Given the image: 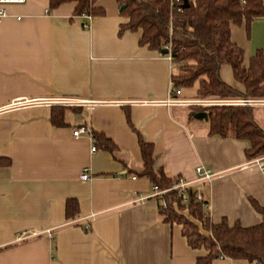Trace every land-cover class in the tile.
<instances>
[{"label": "crops", "instance_id": "obj_1", "mask_svg": "<svg viewBox=\"0 0 264 264\" xmlns=\"http://www.w3.org/2000/svg\"><path fill=\"white\" fill-rule=\"evenodd\" d=\"M74 7L50 10L48 0H25L7 5L0 21V161H8L0 165V264H196L204 257L187 246L179 225L158 215L157 192L137 176L142 160L135 132L152 147L154 169L165 177L192 183L196 167L211 173L208 184L191 185L211 223L258 225L249 199L264 208V173L255 159L246 160L248 142L210 136L189 107L161 104L177 67L172 73L167 55L140 46L139 31L118 34L127 21L115 0L95 1L103 13L87 29ZM230 41L242 51L244 68L255 52L264 56V17L248 28L232 27ZM218 76L243 93L228 66ZM195 85L194 97L178 88L180 97L198 100ZM58 98L96 105L5 108L16 100ZM263 107H251L253 122L256 114L264 120ZM54 108L63 109L61 127L50 123ZM81 126L107 143L93 139L90 153V137L71 135ZM82 171L88 180L78 178ZM70 200L77 215L66 220ZM28 233L36 236L17 240Z\"/></svg>", "mask_w": 264, "mask_h": 264}, {"label": "trees", "instance_id": "obj_2", "mask_svg": "<svg viewBox=\"0 0 264 264\" xmlns=\"http://www.w3.org/2000/svg\"><path fill=\"white\" fill-rule=\"evenodd\" d=\"M96 0H48L50 10L63 3H74L73 16L88 14L92 18L102 15L95 8ZM185 1V7H183ZM243 1L244 3H241ZM120 17L126 24L123 31L140 32L139 45L160 53L167 50L170 62L178 74L170 81L174 89L190 88L197 84L199 99L249 100L264 99V56L259 52L250 57L246 68L242 66V51L230 41V29L264 17L261 0H115ZM228 66L234 81L242 85L238 93L222 83L218 76L221 66ZM192 112L204 111L207 115V134L248 142L244 152L246 160L264 157V131L252 120L251 107L213 106L192 107ZM264 111V107H263ZM63 109L51 110L50 123L61 127ZM126 120L127 114H126ZM231 128V134L227 129ZM137 137L142 160V171L137 176L146 178L153 189L160 192L158 215L166 224L181 227V235L192 250H203L206 255L196 259V264H210L215 259L244 260L249 264H264V208L249 199L252 209L260 215L261 222L252 227L238 223L228 225L225 220L211 223L204 203L196 201L191 187L183 191L171 189L177 177L167 178L161 169H154L152 147ZM95 143L107 141L92 133ZM104 148H109L105 146ZM8 165V161H0ZM264 173V171H263ZM164 203V207H161ZM77 215L76 203L66 201L64 216L71 220Z\"/></svg>", "mask_w": 264, "mask_h": 264}, {"label": "built area", "instance_id": "obj_3", "mask_svg": "<svg viewBox=\"0 0 264 264\" xmlns=\"http://www.w3.org/2000/svg\"><path fill=\"white\" fill-rule=\"evenodd\" d=\"M25 0H0V21L6 17L5 7L7 5H19L24 3ZM241 3H244L241 1ZM81 17L86 20V23L82 25V28L87 29L92 20V17L88 14H82ZM169 59V57L167 56ZM170 60V59H169ZM137 104H147L146 102H141ZM167 107H198V108H207L213 106H264V100L257 99H249V100H219V99H198V100H188L180 97V91L178 89H174L170 82V89L168 90V96L161 103ZM33 105H55L61 107H86L87 109L92 108L96 105V103H88L85 101H80L76 99H68V98H58L49 101H34V100H16L10 102L5 108L7 110H16L20 108H25ZM72 137L79 136H87L92 140V146L90 147V153L95 151V147L93 145V138L91 131L88 127L81 126L75 129L72 132ZM253 163L263 172L264 171V158L255 159ZM195 180L192 183H185L180 178L177 179L176 184L171 188L177 191H183L187 187H191L192 184H195L196 187H199L203 184H208L211 181L212 175L209 171L203 169L201 166H198L194 169ZM80 180L86 181L89 179V176L85 171L80 173ZM196 187H191L196 192V201H201L199 190ZM157 192V191H156ZM157 196L160 195V192L156 193ZM161 207H164V203H161ZM203 207L207 209L204 204ZM36 236L35 233L31 234H22L18 237V241L28 239L30 237Z\"/></svg>", "mask_w": 264, "mask_h": 264}, {"label": "rangeland", "instance_id": "obj_4", "mask_svg": "<svg viewBox=\"0 0 264 264\" xmlns=\"http://www.w3.org/2000/svg\"><path fill=\"white\" fill-rule=\"evenodd\" d=\"M176 65L175 64H173L172 65V73H174V72H176ZM182 90V92L184 93V95H186V96H193L194 97V93H195V90H196V85L194 84L193 86H191L190 88H182L181 89ZM260 100H264V99H260ZM191 108L192 107H190V110H191ZM254 110H259L258 108L257 109H254ZM262 115V114H261ZM261 116H259L258 114H256L255 115V117H254V122H255V124L260 128V129H264V120H263V117L262 118H260ZM231 128L229 127L228 129H227V134L228 135H230L231 134ZM261 158H264V157H261Z\"/></svg>", "mask_w": 264, "mask_h": 264}, {"label": "water", "instance_id": "obj_5", "mask_svg": "<svg viewBox=\"0 0 264 264\" xmlns=\"http://www.w3.org/2000/svg\"><path fill=\"white\" fill-rule=\"evenodd\" d=\"M183 7H185V1H183ZM122 8H123V6H120L119 10H121ZM160 54L161 55H167V50L166 49L161 50ZM192 117L194 120H197V121H207V115L203 111H199V112L194 113L192 115Z\"/></svg>", "mask_w": 264, "mask_h": 264}]
</instances>
